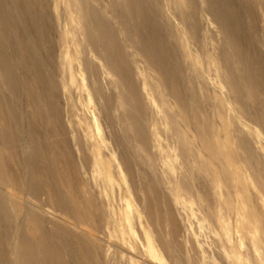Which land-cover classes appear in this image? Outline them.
Listing matches in <instances>:
<instances>
[{
    "label": "rangeland",
    "instance_id": "374dc122",
    "mask_svg": "<svg viewBox=\"0 0 264 264\" xmlns=\"http://www.w3.org/2000/svg\"><path fill=\"white\" fill-rule=\"evenodd\" d=\"M32 1L47 19L42 55L56 73L57 122L70 141L62 167L73 166L83 206L68 199L69 214L44 195H27L54 216L14 200L73 235L84 264H264V88L243 86L238 65L231 74L227 37L207 0H157L176 84L126 37L114 0ZM81 1L117 33L126 82L85 43ZM249 1L243 43L260 67L252 75L263 77L264 0ZM123 82L134 87L143 138L128 128ZM17 103L31 111L23 95Z\"/></svg>",
    "mask_w": 264,
    "mask_h": 264
},
{
    "label": "bare ground",
    "instance_id": "6f19581e",
    "mask_svg": "<svg viewBox=\"0 0 264 264\" xmlns=\"http://www.w3.org/2000/svg\"><path fill=\"white\" fill-rule=\"evenodd\" d=\"M207 2L227 37L225 45L229 53L225 51L226 65L231 74L236 65L240 66L243 86L262 91L264 76L252 75L253 71L258 73L260 67L243 43L246 41L242 34L244 14L248 10L250 17L253 15L250 6H246L250 1ZM41 6L32 0H0V76L3 80L1 82L0 79V264H72L75 259L84 264L81 260L83 255L76 251L73 235L61 231V228L50 229L45 216L14 200L25 197L27 204L32 201H27V195L35 199L44 195L58 210L69 214L75 209L68 207V199L77 209L83 203L71 183L73 166L67 163L70 168L62 167L70 150V141L66 127L57 122L59 107L55 98L59 95L56 73L48 69L42 55V44L47 40V19ZM112 14L119 20L126 37L145 53L165 80L176 84L177 64L159 20L157 0H114ZM78 15L82 20L85 43L126 82V62L118 46L117 33L85 2L81 1ZM234 79L237 82L235 76ZM123 85L126 88L124 82ZM4 86L13 95L12 100L7 98ZM133 88H122L120 95L127 107L125 118L128 128L143 138L133 107L136 98ZM21 95L31 109L27 114L20 111L17 103ZM61 184L70 188L71 196L63 193ZM8 189H12V193H5ZM30 204L58 216L43 202ZM74 227L81 228L76 224ZM81 246L84 248V243Z\"/></svg>",
    "mask_w": 264,
    "mask_h": 264
}]
</instances>
